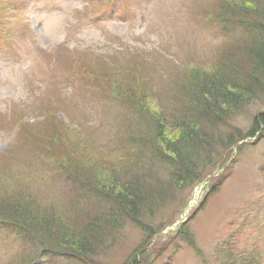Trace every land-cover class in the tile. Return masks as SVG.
Here are the masks:
<instances>
[{
	"label": "rangeland",
	"instance_id": "1",
	"mask_svg": "<svg viewBox=\"0 0 264 264\" xmlns=\"http://www.w3.org/2000/svg\"><path fill=\"white\" fill-rule=\"evenodd\" d=\"M111 1L0 0V210L30 197L42 209L32 214L37 226L50 215L74 216L60 206L68 196L59 167L80 168L91 184L92 163L120 183L135 152L120 150L114 135H136L147 163L160 164L148 121L179 105V84L203 73L208 50L223 44L211 24L214 0ZM222 1L235 4L215 5ZM263 111L260 94L228 120V129L221 123L196 173L211 158H225L198 190L165 186L156 166L164 198L145 213L144 230H105L91 264H122L132 255L141 264H243L259 255L264 264V137L225 151L228 133L247 136ZM119 122L123 130L114 129ZM183 221L186 241L173 240ZM42 230L41 240L53 244ZM13 254L0 239V264H13Z\"/></svg>",
	"mask_w": 264,
	"mask_h": 264
},
{
	"label": "trees",
	"instance_id": "2",
	"mask_svg": "<svg viewBox=\"0 0 264 264\" xmlns=\"http://www.w3.org/2000/svg\"><path fill=\"white\" fill-rule=\"evenodd\" d=\"M237 1L234 0L233 5L227 1L215 5L217 0H214L209 13L211 24L224 36L223 44L208 50L209 65L204 67L203 73L179 84L178 92L182 97L179 105L173 107L167 117L158 114L148 121L156 137L154 152L160 164L156 158L147 163L145 144L131 134L116 141L117 145H122L120 150L127 153L131 148L135 152L132 158L126 159L125 171L128 172L123 173L120 183L97 172L92 163L88 171L96 177V182L90 181L91 184L83 179L76 165L79 170L59 167L68 196L60 206L64 207V213L69 214L71 210L74 216L69 219L62 215L45 217L46 223L41 226L49 233L54 245L39 237L43 230L34 224L32 214H39L38 209H42L30 197L31 202L19 200L21 204L14 202L10 208L0 210V239L11 246L14 254L9 260L13 264L17 261L19 264H59L60 261L63 264H91L96 255L95 248L104 246L105 230L119 232L127 224L144 230L141 220L145 213L151 212L155 201L164 198L162 183L157 184L154 174L156 166L163 171V180L167 181L163 183L165 186L169 184V188L180 187L187 191L223 161L224 156H215L202 167L200 174L196 173L199 154L211 148L216 131L224 129L221 123L228 129L229 119H234L239 111L264 94V0ZM213 8L218 9L217 12H212ZM252 122L247 136L228 133L225 151L245 139L264 137V111L254 116ZM121 126L119 122L117 128ZM6 211L17 213L18 217L10 218ZM91 212L96 213L92 215ZM185 228L186 224L180 225L172 239L186 241ZM162 231L158 229L151 234L149 241ZM135 257H128L122 264H141ZM261 258L249 256L242 263L263 264Z\"/></svg>",
	"mask_w": 264,
	"mask_h": 264
}]
</instances>
